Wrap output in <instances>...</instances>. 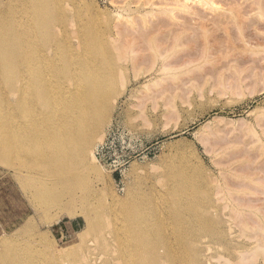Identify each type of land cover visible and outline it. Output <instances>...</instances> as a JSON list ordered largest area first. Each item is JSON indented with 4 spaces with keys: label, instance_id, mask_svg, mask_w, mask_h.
Wrapping results in <instances>:
<instances>
[{
    "label": "rangeland",
    "instance_id": "1",
    "mask_svg": "<svg viewBox=\"0 0 264 264\" xmlns=\"http://www.w3.org/2000/svg\"><path fill=\"white\" fill-rule=\"evenodd\" d=\"M25 1L10 0V4L21 5L16 14L31 18L28 12L24 13ZM61 2L69 16L62 25L67 42L73 40L78 29L89 28L99 40H123L124 45H137L144 39L142 31L155 26L159 31L151 37L161 38L174 51H167L154 63L147 59L149 56L136 54L139 62L143 57L138 68L146 71L143 74L138 69L141 75L137 72L135 77V69L128 71L131 80L114 102L115 113L101 131L102 140L92 146L94 159L87 156L88 166L94 171L79 176L88 194L91 188V194L95 192L93 196L86 192L83 203L78 199L74 205H65L66 213L72 210L73 215L56 209L43 215L35 212L13 173L0 165V240L13 237L31 219L41 248L47 253L60 252L58 256L65 262L61 264H90L87 259L82 261L86 250V254L93 253L92 257L99 256L97 260L101 261L100 249L92 241V233L85 230L82 217L86 212L91 218L96 213L87 210L88 202L94 207L95 199L104 200L103 210L109 216L115 211V203L127 202L131 193L135 198L141 197L142 204L154 207L152 210L143 204L154 215L152 222L168 225L155 210V192L165 187L161 184L178 188L181 193H191L197 185L199 190L184 209L185 219L191 218L192 225H196L198 260L202 257L199 261L204 264H264V0ZM146 63L150 70L142 65ZM164 64L169 70L154 71ZM8 100L13 103L12 96ZM216 185L224 196L227 194L226 200L218 198L222 193L215 194ZM225 201L238 208L236 218L243 219L249 231L244 229L245 233L236 221L230 222L231 229L227 231L230 207ZM193 208L195 213L189 212ZM43 217L52 219L44 223ZM165 245L177 252V239L167 237Z\"/></svg>",
    "mask_w": 264,
    "mask_h": 264
},
{
    "label": "bare ground",
    "instance_id": "2",
    "mask_svg": "<svg viewBox=\"0 0 264 264\" xmlns=\"http://www.w3.org/2000/svg\"><path fill=\"white\" fill-rule=\"evenodd\" d=\"M25 3L24 13L28 12L32 15L31 18L16 14L21 5L13 6L10 0H0V165L13 173L25 199L28 198L35 212L43 215L49 209H56L61 214L64 212L73 215L71 208L66 213L68 207L65 205H74L78 199L86 201L88 188L85 182H80L79 176L94 171L88 166L87 156L90 154L89 157L94 159V155H91L92 146L102 140L101 131L109 125L115 113L114 102L131 80L128 71L135 69L131 73H137L143 57L149 56L147 59H152L153 62L154 59L160 60V56L167 51L171 54L174 50H169V45L167 47L161 38L155 39L154 36L159 31L155 26L146 29L144 33L142 31L144 39L141 38L138 46L131 45L132 42L124 45L123 40L121 43L118 40L117 43L110 39L99 40L89 28L78 29L73 40L67 42L63 39L62 25L69 16L66 5L61 0H26ZM210 6L209 8L213 7ZM39 15L43 17L42 20ZM76 44H81V48ZM133 53L135 54L132 55ZM137 53H140L139 57L143 56L139 58L140 62L138 58L135 59ZM166 58L163 57V60ZM146 64L142 65L146 67L149 63ZM164 66L166 67L165 64ZM164 66L158 65L154 71L169 70ZM141 69L142 67L139 70ZM135 76L137 74L133 75ZM9 96L13 97V103H9ZM173 177L176 178L177 175L174 174ZM161 186L165 187L157 190L154 195L155 210L168 225L152 222L154 215L144 205L152 210L154 207L143 205L141 197L135 198L131 193L127 202L112 201L116 202V208L109 216H105L103 210L104 200L95 199L97 203L95 202L94 207L88 202L87 210L93 209L96 213H93L92 218L86 215L87 212L81 216L85 219V230L94 236L90 238L93 237L92 241L99 247L102 258L98 261L99 256L96 259L92 257L93 253L86 254V250L82 261L87 259L90 264H178L187 261V264H204L199 261L202 257L198 260L199 247L195 244L194 235L196 225H192L191 218L185 219L184 209L199 190L198 186L195 185L191 193H181L180 189L166 184ZM215 188L216 195L222 193L218 185ZM92 190L93 188L91 192ZM91 192L90 195L95 191ZM223 193L218 198L226 200L227 194L224 196ZM227 201L225 204H231ZM229 210L230 219L226 221L228 224L236 221V224L241 223L242 230L249 228L248 225L245 227L243 219L240 221V218H236L239 212L236 206L231 205ZM189 212H194V208ZM207 213L206 210L205 214ZM51 219L43 217L44 223ZM30 221L27 220L24 227L22 225L19 231L14 232L13 237L7 236L8 238L0 240V264L65 263L58 256L60 252L57 255L50 251L51 254L44 250L43 245V249L41 248L35 231L37 228L34 229ZM220 223H223L222 219ZM226 228L230 232L231 224ZM213 232L215 236V231ZM88 233L85 234V239ZM243 233L242 235H247ZM185 234L191 235L185 237ZM167 237L177 239V252L167 249ZM227 245L230 247V244ZM78 248L82 249L81 246ZM78 248L75 249L76 252ZM92 252L98 253L94 249ZM72 259L69 257L71 262Z\"/></svg>",
    "mask_w": 264,
    "mask_h": 264
}]
</instances>
